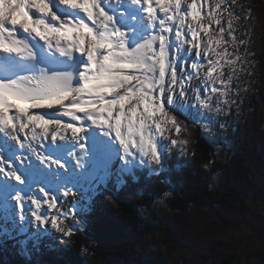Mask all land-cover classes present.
I'll return each mask as SVG.
<instances>
[{
    "label": "snow or ice",
    "instance_id": "snow-or-ice-1",
    "mask_svg": "<svg viewBox=\"0 0 264 264\" xmlns=\"http://www.w3.org/2000/svg\"><path fill=\"white\" fill-rule=\"evenodd\" d=\"M235 4L0 0V201L15 202L21 220L30 203L38 223H48L46 205L56 211L52 227L71 237L78 227L62 226L60 217L83 219L106 182H95L81 206L79 172L115 175L119 186L145 166L165 170L162 140L184 155L188 141L179 138L185 127L175 113L194 107L193 118L210 129L205 113L223 111L237 73L248 71L238 25L251 10L238 14ZM94 126L102 135L89 133Z\"/></svg>",
    "mask_w": 264,
    "mask_h": 264
},
{
    "label": "rangeland",
    "instance_id": "rangeland-1",
    "mask_svg": "<svg viewBox=\"0 0 264 264\" xmlns=\"http://www.w3.org/2000/svg\"><path fill=\"white\" fill-rule=\"evenodd\" d=\"M243 8L251 10V18L241 20L238 25V35L248 40L240 48L241 52H247L248 71L237 73L239 79L232 86L230 103L222 104L224 110L219 113L214 109L205 113L212 123L210 129L202 128L213 141L215 159L219 163L212 186L222 194L235 191L231 197L234 205H193L184 213L170 208L168 192L155 197L151 209L161 215L165 224L153 219L150 208L141 209L146 225L145 239L132 248V256L129 261L124 260L125 264H224L226 259L229 264H264V0H236L234 12L242 15ZM236 88L240 89L238 94ZM233 100L235 103H231ZM215 102L213 97V104ZM192 110L196 115L194 107L189 113ZM161 144L163 146V141ZM119 163L117 160L113 168ZM114 179H117L115 175L105 178L98 170L93 177H83L79 180L82 188L75 189L76 199L83 206L90 195L88 189L95 182L106 181L100 189ZM71 200L72 197L67 198L60 207L67 208ZM42 214L49 218L48 223L36 222L30 212L21 220L15 202H10L6 208L0 201V257L4 256L6 245L12 249H27L35 242L38 232H56L50 223L56 211L45 205ZM60 219L62 223H71L73 228L76 224H85V217L81 219L80 215L74 218L75 224L73 217L61 216ZM166 222L173 225L175 240Z\"/></svg>",
    "mask_w": 264,
    "mask_h": 264
},
{
    "label": "trees",
    "instance_id": "trees-1",
    "mask_svg": "<svg viewBox=\"0 0 264 264\" xmlns=\"http://www.w3.org/2000/svg\"><path fill=\"white\" fill-rule=\"evenodd\" d=\"M175 114L185 127L179 135L188 141L184 155L180 154L179 146L168 152V141L162 140L164 171L152 174L148 166L143 167L137 171L138 180L128 177L127 183L119 186L114 179L98 190L89 212L83 215L85 224H76L79 230L73 236L64 237L57 230L54 234L38 232L35 242L27 249L6 245L0 264H125L124 260L129 261L132 256V248L145 239L141 209H151L155 197L168 192L170 208L184 213L193 205L233 206L231 197L235 191L222 194L212 186L219 165L212 139L202 132L201 125L193 118V110L189 115L178 111ZM151 212L153 219L165 224L157 211L151 209ZM62 224L71 225L65 221ZM166 227L175 240L173 225L167 223ZM229 263L228 259L224 262Z\"/></svg>",
    "mask_w": 264,
    "mask_h": 264
},
{
    "label": "bare ground",
    "instance_id": "bare-ground-1",
    "mask_svg": "<svg viewBox=\"0 0 264 264\" xmlns=\"http://www.w3.org/2000/svg\"><path fill=\"white\" fill-rule=\"evenodd\" d=\"M40 111H47V112H49V113H51V112H53V111H55L54 109L53 110H48V109H42V110H40ZM66 120L68 119V118H65ZM96 132V133H99L100 135H102L99 131H98V128H95V126L92 128V129H89V133H92V132ZM63 143V142H62ZM113 143H115V142H113ZM69 150H72V145H71V142H69ZM65 155H67L66 153H65ZM68 163L70 164V165H74V160H72V158L71 157H68ZM95 172H97V170H89V169H85V170H83V171H81V172H79L78 174H77V178H78V180H81L83 177H85V178H90V177H93L94 176V173ZM8 206H9V203L8 204H5V207L6 208H8ZM59 206H61V205H59ZM26 207H27V210H26V212H25V217L26 216H28L29 215V212H30V210H34V206L33 205H31L30 203H27L26 204ZM43 209H44V206L42 207V209H41V212L43 211Z\"/></svg>",
    "mask_w": 264,
    "mask_h": 264
}]
</instances>
